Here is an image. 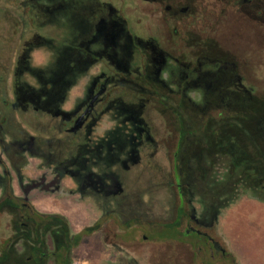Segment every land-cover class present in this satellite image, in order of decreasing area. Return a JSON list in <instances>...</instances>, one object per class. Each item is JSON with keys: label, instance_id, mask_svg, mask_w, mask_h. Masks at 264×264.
Here are the masks:
<instances>
[{"label": "flooded vegetation", "instance_id": "af4514ba", "mask_svg": "<svg viewBox=\"0 0 264 264\" xmlns=\"http://www.w3.org/2000/svg\"><path fill=\"white\" fill-rule=\"evenodd\" d=\"M146 2L142 9L148 17L147 38L129 29L128 19L111 1L20 2L25 16L35 12L34 18L28 17L37 28L17 61L14 106L59 117L60 126L71 136L86 140L82 154L66 160L57 158L53 149L49 155L55 165L39 169L36 178L18 175L21 198L26 204L33 193L46 191L66 198L68 204L69 199L78 204L89 201L96 212L94 222L78 230L63 208L47 213L64 216L68 223L52 225L53 233L41 238L45 245L38 255L41 264H74L75 250L82 247L99 253L103 264H237L216 231L214 214L209 208L198 211L196 206L203 203L193 199L194 193L189 195L193 188L187 193L182 183L176 184L174 165L182 144L172 136L180 127L167 125L165 136L154 139L144 109L132 100L142 97L166 115L164 107L181 106L187 100L197 104L193 95L210 94L207 112L214 117L228 110L218 104L219 88L233 86L240 97H250L264 124V97L255 94V86L264 85V73H257L264 72V0ZM236 23L246 29V47L240 50L226 40L233 39ZM54 27L60 30L48 31ZM44 45L49 56L36 64L34 52ZM83 79L82 96L68 112L62 111L68 89ZM19 141L21 151L40 156L41 145L33 149L29 142ZM160 154L172 167L171 198L165 197L164 203L168 201L171 210L145 216V209L139 211L135 205L150 193H131V172L143 159L154 163ZM256 175V198L264 201L263 168ZM97 232L104 238L92 239ZM117 254L126 261L110 263Z\"/></svg>", "mask_w": 264, "mask_h": 264}, {"label": "rangeland", "instance_id": "374dc122", "mask_svg": "<svg viewBox=\"0 0 264 264\" xmlns=\"http://www.w3.org/2000/svg\"><path fill=\"white\" fill-rule=\"evenodd\" d=\"M105 1H111L121 11V16L128 19L132 32H138L141 37L147 38L148 17L142 9L147 4L146 0ZM20 2L21 0H0V177L3 179L0 180V198L6 189H11L18 197H24L18 175L22 174L25 180H29L38 176L39 169L46 171L51 168L55 165L49 155L54 152L53 149L59 155L57 158L66 160L82 154L81 146L86 143L84 136H71V133L63 129L59 117L45 112L40 114L33 107L31 111L25 112L19 106H14L16 95L18 97L17 61L23 45L31 39L37 28L35 22L28 17L30 15L34 18L35 12L30 14L28 11V16H25L19 8ZM138 21H141L142 26L136 23ZM234 26L233 39L226 40L237 50L244 49L246 44L243 37L246 34L243 31L246 29L242 28V23ZM59 30L58 27L48 29L55 32ZM62 42L63 40L59 44ZM47 49L48 46L44 45L35 51L33 62H45L49 56ZM84 84L85 79L77 86H70L67 101L61 103L62 111L68 112L76 97L82 96ZM240 93L233 86L220 87L218 104L229 111L225 110L214 117L207 112L210 106L209 93H202L201 98L193 95L197 104L187 100L181 106L164 107L166 115L152 108L142 97H137L132 103L144 109L143 115L149 119L152 136L156 140L165 136L167 125L176 128L178 124L179 134L172 136L174 142L179 138L182 144V149L178 152L180 159L174 165L176 184L182 183L188 190L187 193L193 188L189 195L194 193L192 198L197 197L203 203L201 207L196 206L198 211L209 208L214 214L216 231L234 252L237 264H264V201L256 198L257 188L254 184L258 179L257 169L263 168L264 171V124L262 120H258L250 97H240ZM255 94L264 97V85L255 86ZM172 116L176 118V123ZM102 132L98 129L97 133L103 136ZM18 140L29 142L33 149L41 145L40 156L34 154L33 150L21 151ZM158 156L154 163L143 159L131 172L134 183L128 185L133 195L141 196L144 191L150 193L144 200L141 199L142 205H135L137 209L140 207L139 211L145 209V216L163 212L168 207V201L164 204L165 197L171 198L169 174L172 173V167L167 161L161 160V154ZM69 180L67 178L65 184L69 185ZM59 197L61 196L58 194L39 190L28 197V200L42 213H52L63 208L75 230L83 224L94 222L96 212L91 202L78 204L69 199L68 204L66 198ZM41 206H45L47 210ZM168 208L170 211L171 207ZM10 219L8 214H0V250L12 235ZM91 238L101 239L104 234L97 232ZM19 249L24 248L19 246ZM85 250L87 252L84 254ZM112 260L110 263L126 261L119 254L112 256ZM62 262L64 261H60V264ZM103 263L105 262L101 260L99 253L94 250L76 248L74 264Z\"/></svg>", "mask_w": 264, "mask_h": 264}, {"label": "trees", "instance_id": "16d2710c", "mask_svg": "<svg viewBox=\"0 0 264 264\" xmlns=\"http://www.w3.org/2000/svg\"><path fill=\"white\" fill-rule=\"evenodd\" d=\"M2 213L11 218L12 235L1 246L0 264H41L38 255L45 246L41 238L53 233L52 225L68 223L64 216L42 213L29 201L25 204L11 189H6L0 198Z\"/></svg>", "mask_w": 264, "mask_h": 264}, {"label": "crops", "instance_id": "0c3cea01", "mask_svg": "<svg viewBox=\"0 0 264 264\" xmlns=\"http://www.w3.org/2000/svg\"><path fill=\"white\" fill-rule=\"evenodd\" d=\"M41 207H42V209H44V210L46 209L45 206H41ZM46 210H47V209H46ZM55 211H57V210H55Z\"/></svg>", "mask_w": 264, "mask_h": 264}]
</instances>
